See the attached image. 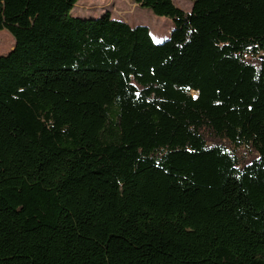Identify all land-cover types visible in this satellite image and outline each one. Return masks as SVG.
Returning a JSON list of instances; mask_svg holds the SVG:
<instances>
[{
    "label": "trees",
    "instance_id": "trees-1",
    "mask_svg": "<svg viewBox=\"0 0 264 264\" xmlns=\"http://www.w3.org/2000/svg\"><path fill=\"white\" fill-rule=\"evenodd\" d=\"M131 1L0 0V264H264V0Z\"/></svg>",
    "mask_w": 264,
    "mask_h": 264
},
{
    "label": "rangeland",
    "instance_id": "rangeland-1",
    "mask_svg": "<svg viewBox=\"0 0 264 264\" xmlns=\"http://www.w3.org/2000/svg\"><path fill=\"white\" fill-rule=\"evenodd\" d=\"M173 2L184 11H189L192 4V0ZM105 11H109L112 17L126 20L130 25L148 26L154 40L161 38L159 42L168 38L173 28L170 18L155 15L149 8L138 6L131 0H78L71 10L75 16H100ZM13 45L12 36L6 30H0V55L7 54Z\"/></svg>",
    "mask_w": 264,
    "mask_h": 264
},
{
    "label": "crops",
    "instance_id": "crops-1",
    "mask_svg": "<svg viewBox=\"0 0 264 264\" xmlns=\"http://www.w3.org/2000/svg\"><path fill=\"white\" fill-rule=\"evenodd\" d=\"M115 18H116V17H115ZM117 19H119V18H117ZM124 21H126V20H124ZM160 39H161V38H159L158 40H160ZM158 40H157V41H158ZM155 41H156V40H155Z\"/></svg>",
    "mask_w": 264,
    "mask_h": 264
},
{
    "label": "water",
    "instance_id": "water-1",
    "mask_svg": "<svg viewBox=\"0 0 264 264\" xmlns=\"http://www.w3.org/2000/svg\"><path fill=\"white\" fill-rule=\"evenodd\" d=\"M195 95H197V92H195Z\"/></svg>",
    "mask_w": 264,
    "mask_h": 264
}]
</instances>
